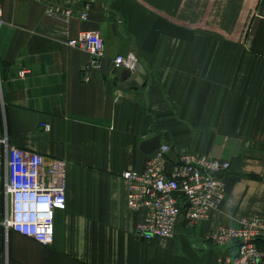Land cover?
Segmentation results:
<instances>
[{
	"label": "crops",
	"instance_id": "crops-1",
	"mask_svg": "<svg viewBox=\"0 0 264 264\" xmlns=\"http://www.w3.org/2000/svg\"><path fill=\"white\" fill-rule=\"evenodd\" d=\"M56 2L74 15L48 14L45 0H0V138L67 161L66 206L47 245L6 232L1 167L0 264H217L222 248L208 235L264 216V0ZM87 30L101 31L110 68L115 54L134 52L142 83L118 87L100 60L85 80L93 56L66 41ZM162 142L172 160L207 154L231 168L219 208L148 240L120 173L143 170Z\"/></svg>",
	"mask_w": 264,
	"mask_h": 264
},
{
	"label": "built area",
	"instance_id": "built-area-1",
	"mask_svg": "<svg viewBox=\"0 0 264 264\" xmlns=\"http://www.w3.org/2000/svg\"><path fill=\"white\" fill-rule=\"evenodd\" d=\"M47 13L65 20L74 14L69 5L45 0ZM79 12L86 19L90 5ZM2 9L0 6V26ZM93 56L87 69L97 67L105 53V39L100 30L79 32L66 41ZM138 58L134 52L117 53L112 63L117 68L136 71ZM25 69L19 74L24 75ZM44 129L49 125L42 123ZM171 144L162 142L147 159L141 171L125 169L120 175L127 181V204L144 209L145 216L136 227L144 239L170 236L182 216L189 222L206 219L223 203L227 185L225 174L231 168L228 159L181 152L169 157ZM4 170V193L7 211L3 219L6 232L14 231L47 245L54 237V215L66 206L67 161L46 157L37 151L9 145L0 138V175ZM208 239L222 251L217 264H264V216L258 213L240 216L232 225H219ZM232 250L230 251V248Z\"/></svg>",
	"mask_w": 264,
	"mask_h": 264
},
{
	"label": "water",
	"instance_id": "water-1",
	"mask_svg": "<svg viewBox=\"0 0 264 264\" xmlns=\"http://www.w3.org/2000/svg\"><path fill=\"white\" fill-rule=\"evenodd\" d=\"M99 69L105 78L109 73L113 75V84L121 88H127L129 86H135L138 83H142V79L139 75L131 73L130 70L122 68L117 74V67L110 68V60L108 58H100ZM136 72L144 73L145 70L140 62L136 64Z\"/></svg>",
	"mask_w": 264,
	"mask_h": 264
}]
</instances>
